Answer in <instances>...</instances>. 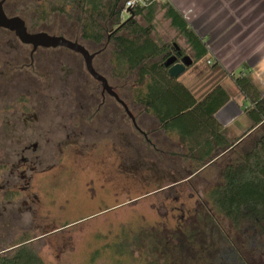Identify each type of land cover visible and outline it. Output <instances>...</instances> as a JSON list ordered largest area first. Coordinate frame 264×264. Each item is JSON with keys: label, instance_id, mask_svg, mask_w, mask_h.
Wrapping results in <instances>:
<instances>
[{"label": "rangeland", "instance_id": "obj_1", "mask_svg": "<svg viewBox=\"0 0 264 264\" xmlns=\"http://www.w3.org/2000/svg\"><path fill=\"white\" fill-rule=\"evenodd\" d=\"M8 1L18 5V9L6 6L8 14L14 13V8L20 13L24 5L29 8V11L22 13L25 20L29 19V27L43 29L51 36H72L74 27L71 18L74 11L70 6H66L64 12H59L55 11L60 6L56 0ZM42 15H45V22L40 20ZM123 18L125 20V16ZM152 37L161 44L177 46L184 55L190 56L184 40L169 27L160 12L155 17ZM204 62L202 59L193 63L188 68L190 72L181 75V82L188 86L197 83L208 67ZM187 73L190 77L185 80ZM115 78L111 82L116 86L118 82ZM131 90L129 84L128 90L120 94L127 99L128 110L137 120L136 124L147 131L156 128L155 119L150 115H140L142 110L132 104ZM135 129L137 127L131 122L129 141L132 144V159L138 149L140 154H148V159L152 157L157 167L166 171H173L180 165L177 167L181 176L178 180L182 183L170 190L153 193L155 183L146 185L135 176L124 178L116 163L112 181L102 179L97 184L94 179V195L90 199L86 184L83 183L81 189L83 177L79 175L78 169L65 165L60 173L67 175V178H57L56 182L51 177L50 195L55 199L50 200L49 212L42 210L40 216L46 215L51 223H63L65 210L60 207L68 199L71 206L66 215L68 222H77L67 228L59 223L51 224L46 227V232L50 234L38 240L33 238L42 235V226L38 227L41 220L34 221L24 235L18 225L10 228L0 226V251L11 252L19 246H27L45 264H227L221 260L226 259L229 253L234 254L235 248L244 264H264V238L258 231L252 226L234 229L227 220L215 213L207 200V193L220 183V171L226 162L217 160L213 168L209 166L200 171L199 178L195 175L188 180V173L191 171L193 174L196 167L180 160L177 166L172 165L177 159L171 160L158 149L152 152ZM155 140L162 150L173 153L182 151L173 135L158 131L152 136V141ZM118 147H121V142L116 143V150H120ZM66 153L71 154L69 149ZM173 182L176 181L165 179L159 184L165 187ZM98 186H103L105 190L109 187L108 207L114 210L103 213L105 208L99 207L102 204L98 200L101 197ZM149 192L153 194L146 196ZM81 195L83 197L79 198Z\"/></svg>", "mask_w": 264, "mask_h": 264}, {"label": "flooded vegetation", "instance_id": "obj_2", "mask_svg": "<svg viewBox=\"0 0 264 264\" xmlns=\"http://www.w3.org/2000/svg\"><path fill=\"white\" fill-rule=\"evenodd\" d=\"M7 2L0 0L6 18H20L28 35H49L43 29L29 27L19 10L17 12L14 8V13L8 14L6 6L18 9V5ZM78 44L93 56L91 66L94 72L106 80L127 107V99L120 93L128 90V78L117 77L118 84H112L111 80L115 78L112 58L87 43ZM70 54L73 56H66ZM169 56L180 59L184 53L174 47ZM136 127L135 131L143 137L146 146L152 152L157 151L158 141H152V136L157 133L154 128L147 131L138 124ZM130 128L131 120L123 105L92 78L80 54L64 47H35L32 43L21 42L15 31L0 27L1 228L18 225L24 235L34 221L41 220L38 227L42 226V235L33 238L38 240L48 235L46 227L51 224L59 223L67 228L77 222H68L66 215L71 206L66 196L67 200L60 207L65 210L63 223H51L46 215L40 216L42 210L49 212L50 200L55 199L50 195L51 179L57 182V178H67L60 173L65 165L78 169L83 177L81 189L82 184H86L90 199L94 195V179L97 184L102 179L112 181L116 163L124 178L135 176L146 185L155 183L153 193L170 190L182 183L178 180L181 176L177 169L166 171L157 167L152 157L148 159V154L142 155L138 149L132 159ZM118 142H121L120 150L115 148ZM67 149L71 154L66 153ZM165 179L178 183L161 187L159 183ZM98 188L101 195L98 200L102 204L99 207L105 208L103 213L114 210L108 207L109 187L106 190L103 186ZM84 201L89 203L86 199Z\"/></svg>", "mask_w": 264, "mask_h": 264}, {"label": "trees", "instance_id": "obj_3", "mask_svg": "<svg viewBox=\"0 0 264 264\" xmlns=\"http://www.w3.org/2000/svg\"><path fill=\"white\" fill-rule=\"evenodd\" d=\"M56 1L60 6L55 11L64 12L66 6L74 11L72 36L59 37L87 43L96 47V51L108 54L113 61L114 77L128 78L132 86V104L142 110L140 115L145 112L152 116L157 123L153 130L175 136L182 148L181 152L173 153L158 147V152L171 160L177 159L172 162L174 166L180 160L196 167L195 172L206 165L213 168V159L231 148L214 118L229 99L219 85L228 74L216 61H211L209 74L199 79L194 88H188L179 79L169 77L163 66L174 46L161 44L152 37L156 14L162 12L169 27L184 40L193 63L205 60L208 51L204 42L182 16L167 1L134 9L132 17L125 20L121 17L125 0ZM26 8L24 5L20 10L22 19V13L29 11ZM41 18L45 22V15ZM25 21L28 23L29 19ZM229 76L249 101L250 107L244 112L253 127L260 125V134L241 157L235 158L233 149L232 157L229 153L223 155L226 163L220 171V183L207 193V200L215 213L234 229L252 226L264 238V97L250 83L247 73ZM233 252L221 262L244 264L235 248ZM0 264L45 263L29 247L19 246L11 252L0 251Z\"/></svg>", "mask_w": 264, "mask_h": 264}, {"label": "crops", "instance_id": "obj_4", "mask_svg": "<svg viewBox=\"0 0 264 264\" xmlns=\"http://www.w3.org/2000/svg\"><path fill=\"white\" fill-rule=\"evenodd\" d=\"M167 2L182 16L192 32L204 42L208 51L204 63L216 61L228 74L222 78L219 85L229 99L216 112L214 118L221 125V135L231 148L212 162L224 161L223 155L230 154L232 149L235 158L241 157L258 139L260 125L253 127L252 121L246 116L244 110L250 107V103L239 92L229 75L247 73L250 83L259 95L264 97V0ZM160 14L162 15V12ZM206 65L208 67L202 73L203 78L210 72L211 63ZM188 68L184 73L190 72ZM180 77L178 79L181 82ZM189 77L190 74L187 73L184 79L187 80ZM183 84L188 88H194L195 85L194 82L190 86ZM180 149L182 150L181 146Z\"/></svg>", "mask_w": 264, "mask_h": 264}, {"label": "water", "instance_id": "obj_5", "mask_svg": "<svg viewBox=\"0 0 264 264\" xmlns=\"http://www.w3.org/2000/svg\"><path fill=\"white\" fill-rule=\"evenodd\" d=\"M132 17V12L130 10L127 11ZM0 27L7 28L9 30L15 31L16 35L18 36L19 40L24 43H32L34 46H42L46 48H56V47H64L71 51H74L82 56L84 59L85 67L87 72L92 76L93 79L100 82L102 84V88L106 91L110 96H113L117 102L123 105L127 115L129 116L132 125L136 128L135 119L131 115L130 111L127 107L118 99L116 94L112 91V89L107 85L106 80L101 77L100 75L96 74L91 66L92 55H89L88 52L80 46L76 42H72L70 40L65 39L64 37L58 36H50L45 33L35 34V35H28L26 33L24 22L20 18H6L4 15L1 4H0ZM175 49H178L177 46H174ZM193 64V61L190 56L184 55L180 59H177L175 56L167 57L164 62L163 66L166 68L169 77L178 79L185 70ZM207 166V165H206ZM205 166V167H206ZM199 171L195 173H191L188 175L187 179L197 174ZM184 181V180H182ZM181 182V181H180ZM178 182H174L173 184H177Z\"/></svg>", "mask_w": 264, "mask_h": 264}, {"label": "built area", "instance_id": "obj_6", "mask_svg": "<svg viewBox=\"0 0 264 264\" xmlns=\"http://www.w3.org/2000/svg\"><path fill=\"white\" fill-rule=\"evenodd\" d=\"M164 1L168 0H125L121 17L122 19H124L123 16H125V19L129 18L130 15L127 13L128 10L132 12L134 9L144 8L153 3H159ZM206 63L209 65L210 61H207Z\"/></svg>", "mask_w": 264, "mask_h": 264}]
</instances>
